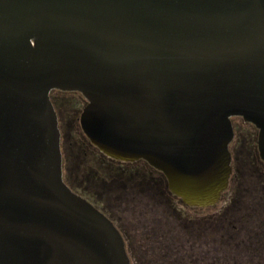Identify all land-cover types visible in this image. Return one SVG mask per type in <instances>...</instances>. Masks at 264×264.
Segmentation results:
<instances>
[{
    "label": "water",
    "instance_id": "1",
    "mask_svg": "<svg viewBox=\"0 0 264 264\" xmlns=\"http://www.w3.org/2000/svg\"><path fill=\"white\" fill-rule=\"evenodd\" d=\"M53 89L101 151L145 159L190 206L233 173L232 118L264 160V0H0V264H132L64 176Z\"/></svg>",
    "mask_w": 264,
    "mask_h": 264
},
{
    "label": "rangeland",
    "instance_id": "2",
    "mask_svg": "<svg viewBox=\"0 0 264 264\" xmlns=\"http://www.w3.org/2000/svg\"><path fill=\"white\" fill-rule=\"evenodd\" d=\"M51 98L58 111L63 131L65 179L115 219L127 238L132 264H156L148 249H145L146 234L139 223L140 215L135 205L138 200L124 195V182H116L112 178L111 174L121 170L120 164L100 151L82 129L79 117L87 103L86 97L79 91L53 89ZM232 120L235 137L230 147L236 158L229 186L217 204L206 207L190 206L170 190L167 179L159 189L162 191L160 207L164 216L162 215V220H158L156 230L159 233L170 230L168 233L175 238L183 234L185 240L192 239L194 232L196 233L194 243L199 245L197 254L195 253L197 258L196 261H186L187 264L206 263L204 260L207 257L205 259L201 255L205 254V246L209 248L208 263L215 264L213 246L221 238L235 247L232 243L236 240L242 243L245 238L254 236L258 231V221L264 228V160L258 148L259 129L242 116H234ZM154 172L156 175L157 171ZM150 199L153 204L156 201L155 206L158 205L157 198ZM147 215L150 214L147 212ZM230 253L232 257L225 264H264L263 251L256 253L257 257H250L241 253L239 245L235 250L230 248Z\"/></svg>",
    "mask_w": 264,
    "mask_h": 264
},
{
    "label": "flooded vegetation",
    "instance_id": "3",
    "mask_svg": "<svg viewBox=\"0 0 264 264\" xmlns=\"http://www.w3.org/2000/svg\"><path fill=\"white\" fill-rule=\"evenodd\" d=\"M59 120H60V118H59ZM60 128H61V126H60ZM61 133H62V137H63L62 129H61ZM104 154L107 157H109L110 159L116 161L121 166V168H120L121 170L119 172H115L114 174H111V175H112V178L116 182H124V184H122L124 187L123 194L127 195V197L131 196L133 200H136V201L138 200L137 203H135V205L137 208V212L140 215L139 223L141 224V226L144 229V232L146 234L144 237L147 239L146 240V249H151V251H152L153 249H156V248L162 249V248L167 247V245L169 244V239L173 238L174 236L172 234L168 233V231H170V230L166 229L165 231H163L161 233H159V230L158 231L156 230L158 222H159L158 220L159 219L162 220V217L164 216V213L161 212L162 209L160 207V206H162V204H161V198H162L161 193H162V191L159 190L166 183L167 177L164 174V172L159 170L158 168L154 167L153 165H151L145 159L122 160V159L111 157V156L107 155L106 153H104ZM232 155H233V160H232V164H233V162L236 158V155H234L233 152H232ZM233 169H234V165H233ZM154 171H157L156 175L154 174L155 173ZM75 191H77V190H75ZM77 192H79V191H77ZM79 193L82 194L83 196H85L91 202H93L102 211H104L115 222V224L119 227V229L122 231L121 227L118 225V223L115 221V219L112 218L100 205H98L97 202L90 199V197H88L84 193H81V192H79ZM156 194H157V196H156ZM150 198H152L154 200H156V198H157V200H158L157 206L158 207L155 206L156 201L153 204L152 200ZM139 202H146V203L142 204ZM147 212L150 214L149 216L147 215ZM259 226H261V225H259ZM122 233L124 235V238L126 240V245H127V238H126L123 231H122ZM152 253H154V252H152ZM152 258L155 259L154 256H152Z\"/></svg>",
    "mask_w": 264,
    "mask_h": 264
},
{
    "label": "trees",
    "instance_id": "4",
    "mask_svg": "<svg viewBox=\"0 0 264 264\" xmlns=\"http://www.w3.org/2000/svg\"><path fill=\"white\" fill-rule=\"evenodd\" d=\"M70 186L74 188L71 184ZM244 216H246V214H244ZM259 225H261V227ZM257 226H258V231L254 234V236L245 238L243 242L241 241L242 243L236 240L234 243H232L233 245L235 244V247L234 246L232 247L231 245H229V241L225 243V240L221 238L219 242L213 246V251L215 252L213 253V255L215 256V259H214L215 264H225L226 262L230 261L232 257L230 255L231 254L230 248H234L235 250L236 247L239 248V245L241 247V253L243 252L247 254L248 256L250 255V257H255V256L257 257L256 253L260 251L264 252V228L262 227V224L259 221L257 223ZM195 234L196 233L194 232L193 238L189 240H185L184 237L182 236L183 234L180 236L181 238L180 237L175 238L174 236L173 238L169 239V244L167 245V247L162 248V249L156 248V249H153L152 251L151 249H148V253L151 255V258L152 256L155 257V259L153 260L154 262H157L156 264H187L185 262L186 261L188 262V260L190 259L196 261L197 257L195 256V253L197 254L196 249L199 247V245H196L194 243V240H196L197 238ZM204 249H205L204 250L205 254H201V255H203L205 259L207 257V260H208L209 257L207 255L209 253L208 252L209 248L205 246ZM207 260H204V262H206L204 264L214 263V262L208 263Z\"/></svg>",
    "mask_w": 264,
    "mask_h": 264
}]
</instances>
